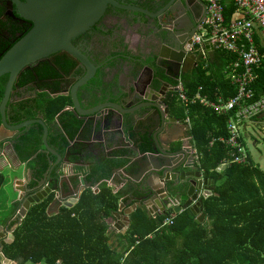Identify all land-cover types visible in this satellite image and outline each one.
<instances>
[{
  "label": "trees",
  "instance_id": "1",
  "mask_svg": "<svg viewBox=\"0 0 264 264\" xmlns=\"http://www.w3.org/2000/svg\"><path fill=\"white\" fill-rule=\"evenodd\" d=\"M5 4L0 1V57L31 28L28 21L4 19ZM236 10L234 0H228L227 22L238 17ZM53 57L52 62L44 60L19 73L9 102L8 119L12 124L44 119L49 146L61 156H66L70 149V163L78 165L91 187L82 193L76 205L63 207L54 215L48 213L54 194L32 205L13 231V244L4 248L8 260L17 264H264V168L250 153V162L228 163L222 171H216L229 159L230 150L224 142L228 137V114L217 113L202 102V98L213 100L217 95H233L235 87L225 80L223 72L239 61L238 56L226 50L216 51L210 62L201 64L199 71L184 75L187 105L177 95L178 104L174 99L171 101L175 105L171 114L183 121L189 119L188 135L198 156L199 169L205 178L214 181L212 195L201 203L204 221L196 223V217L184 209L166 224L171 211L154 217L145 206H140L130 214L124 234L116 232L113 224L119 202L127 201L128 191L123 188L114 193L108 185L114 183V169L127 164L122 157L126 151L114 149L106 154L102 147L87 143L91 134L88 122L79 132L83 121L67 109L72 106L70 95L59 94L66 81L76 76L75 62L66 55ZM8 78V75L0 78V104ZM256 86L260 93L264 92V68ZM43 134L44 126L32 123L22 128L15 140L20 161L33 173L28 187L31 191L47 179L50 161L57 160L46 151ZM73 140L77 141L72 145ZM241 142L248 147L247 140ZM58 177L54 171L50 179ZM74 178L78 182L77 175ZM50 179L48 184L53 187L55 181ZM2 185L0 178V188ZM169 187L172 191V182ZM172 193L176 197L175 191ZM123 195L126 198L122 200ZM20 205L14 204V216ZM16 217L10 229L20 221ZM110 233L118 239L116 247Z\"/></svg>",
  "mask_w": 264,
  "mask_h": 264
},
{
  "label": "water",
  "instance_id": "2",
  "mask_svg": "<svg viewBox=\"0 0 264 264\" xmlns=\"http://www.w3.org/2000/svg\"><path fill=\"white\" fill-rule=\"evenodd\" d=\"M171 4L181 8L184 17L187 19L190 18V13L188 10L185 11V6L199 7L205 13V5L200 0H170L168 7ZM5 7L7 16L20 21H28L31 23V28L0 57V78L4 75L9 76L0 104L1 127L19 135L22 128L28 127L32 123L43 125V142L46 151L57 159L50 161V169L46 178L50 179L54 171L59 176L57 179H50L51 182L55 181L53 187L48 186L47 179H44L33 191L25 187L24 181L20 179L15 181L16 189L21 193L19 224L32 205L40 203L51 194H54V200L50 208L62 205L72 208L78 203L82 193L91 187L82 175H77L78 182L75 184L73 182L75 178L72 180L67 174L66 167L71 165L68 157L70 149H68L66 156H61L49 146L47 141L48 126L44 119L39 117L14 124L8 119L9 102L19 73L25 67L37 65L60 52L75 57L79 67L85 71L79 81L69 86L70 90L67 91L72 99V106L67 107V109L83 121L79 132L83 131L88 122L91 128L88 144L95 145L96 143L106 149L110 146L115 150L126 151L122 157L129 162L124 167L114 169L113 180L116 179L121 184L117 192L123 188L127 189L128 199L125 203L119 204L118 210L114 214L116 221L113 227L118 231L123 230L124 233L129 226V221L127 219L122 222L121 218L132 214L137 206H145L154 217L166 213L170 199L176 201L174 211L177 214L188 209L196 217V222H202L205 215L201 213V203L203 199L212 195L214 181L204 178L200 170L190 168L193 164L192 156L189 155V149L184 148L179 139L174 140L169 136L166 141L165 135L170 133L171 128L167 118L162 113V107L158 105L157 99L145 98L149 102L144 104L153 107V110L149 111L148 105L138 104L135 107H130L134 105L132 103L125 106L127 99L125 100L124 95H96L93 92L86 95L89 98L87 102L93 105L84 107L78 94L79 90L88 86L89 82L97 77L96 73L100 66L95 65L89 56L74 44V41L86 35L103 18L108 7L133 10L144 14L148 12L136 7L122 5L116 0H8V5ZM150 15L157 17V15ZM176 23L178 24L177 28L181 29L179 19ZM162 36H166V30H162ZM188 49V47L185 48V52H188ZM205 51L211 61L214 57L213 46L206 44ZM185 52H173L171 61L177 69L187 65V70L191 69L192 71L200 63L201 55L190 54L191 56H186ZM89 87L91 89V85ZM140 99L143 101L142 98ZM141 111L145 113L146 118H151L152 121L157 119L161 126V129L154 135L151 153H142L140 148L134 144L129 128L127 129L129 119ZM262 116L264 113L261 114ZM170 121L175 123L176 119L171 118ZM76 141L73 140L72 145ZM171 182L175 188L172 191L169 187ZM113 184L111 182V186ZM174 191L176 197L172 193ZM134 201L136 203L133 205ZM178 201H181L182 204L180 205ZM130 204L133 206V211H125L124 207ZM119 224H123L124 227ZM14 240V234L7 233L6 229L1 226L0 264H14L4 254V248L12 245Z\"/></svg>",
  "mask_w": 264,
  "mask_h": 264
},
{
  "label": "flooded vegetation",
  "instance_id": "3",
  "mask_svg": "<svg viewBox=\"0 0 264 264\" xmlns=\"http://www.w3.org/2000/svg\"><path fill=\"white\" fill-rule=\"evenodd\" d=\"M0 1L6 3L5 6L8 5V0ZM116 1L122 5L147 11L157 17L148 13L108 7L103 18L86 35L74 41V44L88 55L95 65L100 66L96 73L97 77L89 82V86H94L96 95H124L125 100L127 99L125 106L134 103L130 107H135L138 104L148 105L144 104L149 102L145 98H156L170 128L174 129V126L183 122L182 118L171 114L172 108L175 106L171 101L175 100V95H178V83L183 85L184 75H193L199 71L202 58L192 71L191 69L187 70V65L177 69L171 61L172 53L185 52V48L190 47L191 38L202 22L205 13L199 7L185 6V11L188 10L190 13V18L187 19L181 8H177L174 4L168 7L170 0ZM6 12L7 9L4 19L10 18ZM178 19L181 29L177 28L176 21ZM23 22L20 21V23ZM162 30H166V36H162ZM97 38L101 40L99 46L102 48L100 49H103L110 41L111 45L120 46V53L104 56V52H102L99 59L95 58L92 44ZM189 49L188 52H185L186 56L191 54ZM54 55L57 57L70 56L75 62L76 71H78L76 76L73 75V80L66 81L65 88L59 93L60 95H69L67 93L70 90L69 86L79 81L85 71L79 67L75 57L63 52ZM54 55L45 60L52 62ZM120 62L122 63L121 69L118 65ZM83 88L86 89V87ZM82 89L79 90V95H83L85 90L82 91ZM91 89L93 91V88ZM140 98L143 101H140ZM175 104H178L176 100ZM148 109L149 111L153 110V107L148 105ZM145 116V113L141 111L130 118L129 125L127 122V129L129 128L130 136L133 137L134 144L140 148V151L151 153L154 135L161 129V126L157 119L152 121L151 118ZM171 118L176 119L175 123L170 121ZM171 132L165 135L168 139ZM190 168L197 170L193 164ZM185 170L188 171V169Z\"/></svg>",
  "mask_w": 264,
  "mask_h": 264
},
{
  "label": "built area",
  "instance_id": "4",
  "mask_svg": "<svg viewBox=\"0 0 264 264\" xmlns=\"http://www.w3.org/2000/svg\"><path fill=\"white\" fill-rule=\"evenodd\" d=\"M200 1L205 5V14L191 38L189 53L200 54L206 61L205 46L209 44L214 51L226 50L239 57L238 62L223 72L225 80L235 87L233 95H217L213 100L202 98V102L217 113L228 114V137L224 142L230 150L229 159L221 163L217 168L219 171L228 163L250 162L249 144L255 146L257 143L253 126L260 125L264 129V116L261 117L264 113V92L260 93L256 86L264 68V0H234L238 17L229 22L225 18L228 0ZM178 88V99L187 105L189 100L183 85L178 83ZM184 122L189 128L188 117ZM242 139L247 140L248 147L243 146ZM175 206L176 201L170 199L167 210L171 211V218L166 220V224L177 215ZM17 216L21 219L19 212Z\"/></svg>",
  "mask_w": 264,
  "mask_h": 264
},
{
  "label": "crops",
  "instance_id": "5",
  "mask_svg": "<svg viewBox=\"0 0 264 264\" xmlns=\"http://www.w3.org/2000/svg\"><path fill=\"white\" fill-rule=\"evenodd\" d=\"M100 42H101V40L99 38H97L93 41V44H92V47L94 48L93 54H94L95 58L99 59L102 52H104L103 53L104 56H111V55H115L117 53H120V50H121L120 46L111 45L110 41H109V44H106L103 49H100V48H102L101 46H99ZM215 53H216V51L213 52L214 55H215ZM206 61L210 62V59L208 58V56L206 58ZM202 63H204L203 60H202ZM121 64H122L121 62L118 64V65H120V69H121ZM109 78H111V77H109ZM91 88H93V91L89 87V88L85 89L83 95H79L80 100L82 101V104L84 107H90L93 105V104L87 102V100H89V98L86 96V95H90V93L94 92V86L93 85H91ZM170 132H171L172 139H174V140L179 139L181 141L182 146H184V148L188 149V147H190L189 155L192 156V163L194 165V168L196 167L197 170H200L201 174L203 176V171L201 169H199V167H198L199 166L198 156H197V154L194 153L195 149L191 145V142H190L191 137L188 135V128H187L185 122L183 121L182 123H178L176 126H174V129L172 127ZM16 136L17 135H15L13 131L8 130V129L0 126V178L3 179V185L2 186L6 185V184H10L11 183V178H10L11 175L16 174V176L13 177V180H14L13 186H15V188L13 189V196H12V199L10 200L12 205H14L16 202H19V200L21 199V193L16 189L15 181L20 179V180L24 181L25 187H28L29 183L33 179L32 170L27 165H25L24 163H22L20 161V158L18 157V155L16 153L15 146H14ZM165 139L167 140L168 137L165 136ZM95 145H98V144L95 143ZM103 149L105 150L106 154L109 153L110 151L114 150L112 147H110L108 149H106V148H103ZM225 166H227V164L224 165V167H221V169L219 171H217V168H216V171L217 172L222 171L225 168ZM5 171H7V173H8L7 176H4V174H3V172H5ZM66 171H67V174L70 175L72 180L76 175H82L83 174L81 172L82 170L79 169L78 165H76V164H71L70 166H67ZM73 182H75V180ZM76 183L77 182H75V184ZM109 184L110 185H108V186L112 188V191L114 193H116L118 191L117 189H119V187H121V184L118 183V181L116 179H114V184L112 186H111V182H109ZM125 198H126V196L123 195L122 200ZM178 202L180 203V205L182 204L181 201H178ZM120 203H125V202L121 201V202H119V204ZM135 203L136 202H133L132 204L134 205ZM132 204L125 206L124 207L125 211H133ZM63 207H65V206L62 205V206H57V207H52V208L49 207L48 213H49V215L57 214L60 211V209ZM138 208H141V207L137 206L136 210ZM147 211H148V209H147ZM16 216L17 215L14 216V214L12 213L11 216H7L3 220L4 222L0 221L1 222L0 225L6 229L7 233H13L15 227L18 226L19 222L18 223L15 222L14 226L10 229L12 221L17 220ZM129 218H130V215L122 217L121 219L124 222L127 219L129 221L130 220ZM204 219L202 220V222L204 221ZM115 221H116V219L114 217V222ZM202 222H200V223H202ZM196 223H199V222H196ZM119 225L121 226L123 224H119ZM127 228H126V230H127ZM114 229L116 230V232H121L122 234H124L126 232V230L124 233L122 232L123 230L118 231L115 227H114ZM110 237H112V239H111L112 244L115 245V247H116L118 244V242H117L118 239L116 238V236L113 233H110ZM12 263L17 264L16 262H12Z\"/></svg>",
  "mask_w": 264,
  "mask_h": 264
},
{
  "label": "rangeland",
  "instance_id": "6",
  "mask_svg": "<svg viewBox=\"0 0 264 264\" xmlns=\"http://www.w3.org/2000/svg\"><path fill=\"white\" fill-rule=\"evenodd\" d=\"M253 135L257 143L255 146H252L251 144H249V149L251 153L253 154V156L255 157L256 162L260 164L261 168H264V129L263 127H261L260 125H254ZM3 174L4 176H7L8 173L7 171H5L3 172ZM14 176H16V174L11 175L10 184H6L0 188V221H3L7 216H11L14 210V205H12V203L10 202L13 196V189L15 188V186H13ZM122 226L123 225H121V227Z\"/></svg>",
  "mask_w": 264,
  "mask_h": 264
}]
</instances>
